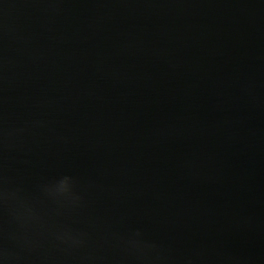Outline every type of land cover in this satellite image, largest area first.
<instances>
[{
	"label": "water",
	"instance_id": "95a60500",
	"mask_svg": "<svg viewBox=\"0 0 264 264\" xmlns=\"http://www.w3.org/2000/svg\"><path fill=\"white\" fill-rule=\"evenodd\" d=\"M0 264H264V0H0Z\"/></svg>",
	"mask_w": 264,
	"mask_h": 264
},
{
	"label": "clouds",
	"instance_id": "9594fccd",
	"mask_svg": "<svg viewBox=\"0 0 264 264\" xmlns=\"http://www.w3.org/2000/svg\"><path fill=\"white\" fill-rule=\"evenodd\" d=\"M62 188H63V184H62Z\"/></svg>",
	"mask_w": 264,
	"mask_h": 264
}]
</instances>
